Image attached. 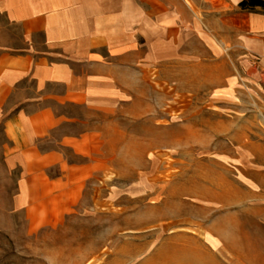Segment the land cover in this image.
<instances>
[{
	"label": "rangeland",
	"instance_id": "rangeland-1",
	"mask_svg": "<svg viewBox=\"0 0 264 264\" xmlns=\"http://www.w3.org/2000/svg\"><path fill=\"white\" fill-rule=\"evenodd\" d=\"M218 50L161 64L143 116L122 119L105 156L73 158L57 229L30 234L12 213L0 131V264H115L118 249L142 264L187 237L227 264H264V65Z\"/></svg>",
	"mask_w": 264,
	"mask_h": 264
},
{
	"label": "crops",
	"instance_id": "crops-1",
	"mask_svg": "<svg viewBox=\"0 0 264 264\" xmlns=\"http://www.w3.org/2000/svg\"><path fill=\"white\" fill-rule=\"evenodd\" d=\"M241 1L0 0V131L30 234L61 226L73 158L105 156L122 119L143 116L161 64L221 47L264 65V13ZM154 251L142 264H227L194 237Z\"/></svg>",
	"mask_w": 264,
	"mask_h": 264
},
{
	"label": "trees",
	"instance_id": "trees-1",
	"mask_svg": "<svg viewBox=\"0 0 264 264\" xmlns=\"http://www.w3.org/2000/svg\"><path fill=\"white\" fill-rule=\"evenodd\" d=\"M239 6L245 11L264 13V0H242Z\"/></svg>",
	"mask_w": 264,
	"mask_h": 264
}]
</instances>
